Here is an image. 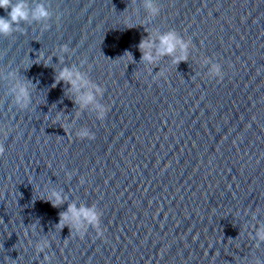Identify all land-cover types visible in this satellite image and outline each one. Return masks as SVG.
<instances>
[{
  "label": "water",
  "instance_id": "1",
  "mask_svg": "<svg viewBox=\"0 0 264 264\" xmlns=\"http://www.w3.org/2000/svg\"><path fill=\"white\" fill-rule=\"evenodd\" d=\"M26 3L49 16L0 33V264H264V0Z\"/></svg>",
  "mask_w": 264,
  "mask_h": 264
},
{
  "label": "clouds",
  "instance_id": "2",
  "mask_svg": "<svg viewBox=\"0 0 264 264\" xmlns=\"http://www.w3.org/2000/svg\"><path fill=\"white\" fill-rule=\"evenodd\" d=\"M148 7L155 13L157 9H155L151 4ZM0 8H3L7 12V17L0 16V33L8 34L12 31V27L14 24H18L20 21L28 20L31 15L33 19L40 20L46 19L49 16L47 9L43 5H37L35 9H30L26 3V0H0ZM10 9V11H8ZM179 43L177 41L175 33H169L165 36L160 37V49L159 54H172L175 51L176 44ZM140 49L144 53L142 55V59L152 61L153 57L150 52H144L145 49H150L152 47V43L146 40H142L140 45ZM73 73L68 69H64L59 74V80H65L73 85L76 84V80L72 79ZM77 79H81L79 74H77ZM97 91H101V89H97ZM22 95L26 96V90L21 89ZM94 100V96L89 94L84 98V103H90ZM103 118V113L101 115ZM82 135H86L82 134ZM94 139V137H90ZM4 151L3 147H0V154ZM61 202L59 195L57 194L56 203L53 205L54 207L58 206ZM69 212L72 213L73 217L79 218L83 216L88 222L93 224L97 228V232L99 236H103V231L99 228V216L95 211L90 209H79L77 210L75 206L69 207ZM67 214H62V220H67ZM264 239V235L261 236ZM46 243V242H45ZM43 247V245H42Z\"/></svg>",
  "mask_w": 264,
  "mask_h": 264
}]
</instances>
